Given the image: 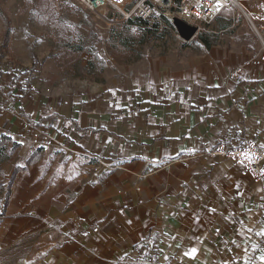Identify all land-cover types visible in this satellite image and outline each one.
<instances>
[{
  "label": "crops",
  "instance_id": "crops-1",
  "mask_svg": "<svg viewBox=\"0 0 264 264\" xmlns=\"http://www.w3.org/2000/svg\"><path fill=\"white\" fill-rule=\"evenodd\" d=\"M245 1L250 12L260 0H241L242 12ZM189 43L80 92H29L20 70L0 67V136L18 145L0 162V180L17 169L0 256L31 247L0 264H114L147 239L166 264L262 262L264 190L208 155L249 138L264 147L260 47ZM47 137L60 147L38 149Z\"/></svg>",
  "mask_w": 264,
  "mask_h": 264
},
{
  "label": "rangeland",
  "instance_id": "rangeland-1",
  "mask_svg": "<svg viewBox=\"0 0 264 264\" xmlns=\"http://www.w3.org/2000/svg\"><path fill=\"white\" fill-rule=\"evenodd\" d=\"M250 2L241 3L243 12L239 8L224 10L189 46L210 43L230 50L246 49L256 41L262 53L264 0L253 3L250 12L255 15L248 10ZM106 16L84 10L75 0H0V67L26 71L29 92H80L119 82L133 72L143 75L149 59L172 56L187 44L176 39V30L165 19L151 24L124 20L116 14ZM201 35L205 41L198 39ZM4 176L0 211L9 174ZM30 249L14 250L0 256V261L13 262Z\"/></svg>",
  "mask_w": 264,
  "mask_h": 264
},
{
  "label": "built area",
  "instance_id": "built-area-1",
  "mask_svg": "<svg viewBox=\"0 0 264 264\" xmlns=\"http://www.w3.org/2000/svg\"><path fill=\"white\" fill-rule=\"evenodd\" d=\"M83 7L84 10L98 14L106 19V15L116 14L122 16L124 20H137L139 22H147L151 24L161 23L165 19L168 24L172 25V19L177 17L198 29V33L204 30L205 26L211 24L221 14L223 10H231L233 8L240 9L241 0H75ZM161 11V12H158ZM164 17V18H163ZM176 39L181 44L183 42L177 33ZM260 61H264V47L260 55ZM236 75L237 72L234 71ZM239 80V78H237ZM18 82L21 83V80ZM13 83H10L12 86ZM9 86V87H10ZM21 87V84H17ZM1 97V95H0ZM0 109L2 106L0 105ZM23 129L30 128V124L25 120H21ZM59 148L60 145L54 142V138L47 137L44 144H39V148L49 149L52 147ZM208 155L213 158L226 160L233 165L242 168L248 175L259 182L262 190H264V147L258 145L252 138L244 143L236 145L234 148L227 147L220 143L211 147ZM102 165L111 167V164L101 163ZM180 211L177 209L174 215L177 216ZM264 248V241L260 242ZM158 242L147 241L134 248L131 253L125 257L118 259L114 264H166L158 255ZM219 262V261H218ZM257 264H262L258 262Z\"/></svg>",
  "mask_w": 264,
  "mask_h": 264
},
{
  "label": "trees",
  "instance_id": "trees-1",
  "mask_svg": "<svg viewBox=\"0 0 264 264\" xmlns=\"http://www.w3.org/2000/svg\"><path fill=\"white\" fill-rule=\"evenodd\" d=\"M4 20V19H3ZM170 25V24H169ZM7 38V36H6ZM198 39L200 40H203L205 41L206 39L204 37L201 36H198ZM209 46V44H208ZM25 75H28V73L26 71H23V72H19V74L14 78V81H19L21 80H25L24 79V76ZM29 79H27L26 82H28ZM18 145L16 143H12L11 142V139H8L4 136H0V162L4 161V160H7L9 157L10 154H12L16 149H17ZM30 162V160H29ZM17 172V169L14 171V173L12 174V177L13 175ZM12 177L10 178V180L7 182L6 184V188L4 189V198H3V208L2 210L0 211V220L2 218V214H3V211H4V208L7 204V198H8V195H9V188L11 186V179ZM0 203H1V200H0ZM16 247V246H15ZM8 252V251H7Z\"/></svg>",
  "mask_w": 264,
  "mask_h": 264
},
{
  "label": "water",
  "instance_id": "water-1",
  "mask_svg": "<svg viewBox=\"0 0 264 264\" xmlns=\"http://www.w3.org/2000/svg\"><path fill=\"white\" fill-rule=\"evenodd\" d=\"M172 26L176 30L177 35L183 42H189L198 35V29L181 19L174 17L172 19Z\"/></svg>",
  "mask_w": 264,
  "mask_h": 264
},
{
  "label": "snow or ice",
  "instance_id": "snow-or-ice-1",
  "mask_svg": "<svg viewBox=\"0 0 264 264\" xmlns=\"http://www.w3.org/2000/svg\"><path fill=\"white\" fill-rule=\"evenodd\" d=\"M258 235H260V236H264V231L259 232ZM195 251H196V250L193 249V250H192V254H194ZM186 255H188V253H186ZM260 259H261V261H262V264H264V256H261Z\"/></svg>",
  "mask_w": 264,
  "mask_h": 264
}]
</instances>
